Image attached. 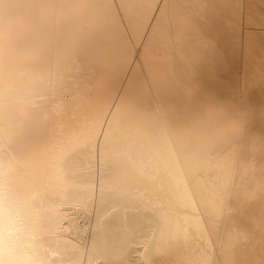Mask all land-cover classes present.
I'll return each mask as SVG.
<instances>
[{
  "label": "bare ground",
  "instance_id": "1",
  "mask_svg": "<svg viewBox=\"0 0 264 264\" xmlns=\"http://www.w3.org/2000/svg\"><path fill=\"white\" fill-rule=\"evenodd\" d=\"M0 264H264V0H0Z\"/></svg>",
  "mask_w": 264,
  "mask_h": 264
}]
</instances>
